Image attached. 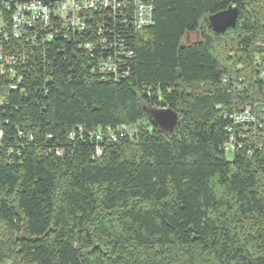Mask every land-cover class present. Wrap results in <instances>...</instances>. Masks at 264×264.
Returning <instances> with one entry per match:
<instances>
[{
	"label": "trees",
	"instance_id": "trees-1",
	"mask_svg": "<svg viewBox=\"0 0 264 264\" xmlns=\"http://www.w3.org/2000/svg\"><path fill=\"white\" fill-rule=\"evenodd\" d=\"M146 1L140 31L105 14L32 43L0 2V45L20 55L0 72V264H264V125L223 151L242 98L224 75L241 63L264 98V0ZM151 107L178 114L169 133Z\"/></svg>",
	"mask_w": 264,
	"mask_h": 264
},
{
	"label": "built area",
	"instance_id": "built-area-1",
	"mask_svg": "<svg viewBox=\"0 0 264 264\" xmlns=\"http://www.w3.org/2000/svg\"><path fill=\"white\" fill-rule=\"evenodd\" d=\"M9 7L13 5L11 13L12 37L20 39L21 35L31 31L25 37V42L32 43L36 39L52 38L59 32L83 33L100 27L91 25L96 16L107 15L113 19L115 15L124 24L130 25L135 31H140L152 22V5L146 0H0ZM2 23H0V28ZM102 29V27H101ZM32 41V42H31ZM84 48L93 51L91 42H85ZM258 52L256 55V76L264 79V40L256 42ZM20 59L14 53H5L0 45V72L3 65L10 67ZM231 74H225L224 83H228L229 91L239 94L242 98L237 107H233L230 112L225 113L229 117L231 126L227 127L229 137L223 144V151L227 154L238 151L244 147L243 133L248 128L260 129L264 125V98L261 100H249L247 85L244 76L241 74V63L235 64ZM102 68L105 71H114V61H103ZM11 71V70H9ZM10 88H15L11 84Z\"/></svg>",
	"mask_w": 264,
	"mask_h": 264
},
{
	"label": "water",
	"instance_id": "water-1",
	"mask_svg": "<svg viewBox=\"0 0 264 264\" xmlns=\"http://www.w3.org/2000/svg\"><path fill=\"white\" fill-rule=\"evenodd\" d=\"M238 10L235 6H229L225 10L211 14L207 17L209 25L217 32H224L235 26ZM148 113L154 124L163 132L169 133L178 121V114L168 108L148 109Z\"/></svg>",
	"mask_w": 264,
	"mask_h": 264
},
{
	"label": "rangeland",
	"instance_id": "rangeland-1",
	"mask_svg": "<svg viewBox=\"0 0 264 264\" xmlns=\"http://www.w3.org/2000/svg\"><path fill=\"white\" fill-rule=\"evenodd\" d=\"M193 38H194V36L193 35L192 36L190 35V36H188V37L185 38V41L192 40Z\"/></svg>",
	"mask_w": 264,
	"mask_h": 264
}]
</instances>
